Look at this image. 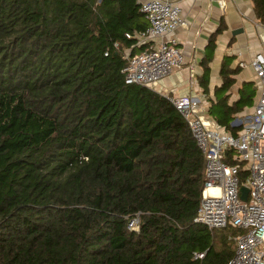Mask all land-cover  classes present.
I'll list each match as a JSON object with an SVG mask.
<instances>
[{"label":"trees","instance_id":"1","mask_svg":"<svg viewBox=\"0 0 264 264\" xmlns=\"http://www.w3.org/2000/svg\"><path fill=\"white\" fill-rule=\"evenodd\" d=\"M264 22V0H252ZM138 0H0V264H226L237 228L195 221L206 159L170 95L127 83ZM217 30L199 83L210 95ZM130 35V37L128 36ZM223 59L208 114L253 105ZM139 216V229H130Z\"/></svg>","mask_w":264,"mask_h":264},{"label":"built area","instance_id":"2","mask_svg":"<svg viewBox=\"0 0 264 264\" xmlns=\"http://www.w3.org/2000/svg\"><path fill=\"white\" fill-rule=\"evenodd\" d=\"M224 6V2L220 3ZM141 11L149 21L138 33V45L145 47L127 56L123 68L127 83L154 88L185 63L176 31L187 24L178 2L147 0ZM130 37V35H128ZM255 74L257 99L250 111L231 122L236 131L221 128L206 115L207 106L192 95L171 96L183 114L206 159L205 185L195 221L210 229L237 228L235 253L226 264H264V53L249 62ZM249 192L242 198L241 187ZM140 217L130 220V229H139ZM205 252L194 259L202 264Z\"/></svg>","mask_w":264,"mask_h":264},{"label":"crops","instance_id":"3","mask_svg":"<svg viewBox=\"0 0 264 264\" xmlns=\"http://www.w3.org/2000/svg\"><path fill=\"white\" fill-rule=\"evenodd\" d=\"M138 1L142 3L147 0ZM171 1L179 3L182 14L187 21L185 26L176 31L185 56V63L181 68L174 70L168 77L159 81L154 89L170 96H196L206 104L207 110L205 113L213 119L208 114L211 104L209 99L214 97L216 87L221 85V68L224 57H232L231 67H240L235 76L236 92L234 89L229 91V102L231 104L239 99V90L245 83H254V81L246 80L240 76L244 68L241 66V62H249L257 52L264 53V22L258 18L252 0ZM221 2H224V6L220 5ZM221 27L223 29L216 35L213 60L210 62L209 95L205 94L200 86L199 76L203 73L202 60L209 53L208 46L211 37ZM240 29H243V31H240ZM254 87L256 88V94L253 105L246 107L239 114L253 108L257 99V86L254 85Z\"/></svg>","mask_w":264,"mask_h":264},{"label":"rangeland","instance_id":"4","mask_svg":"<svg viewBox=\"0 0 264 264\" xmlns=\"http://www.w3.org/2000/svg\"><path fill=\"white\" fill-rule=\"evenodd\" d=\"M240 76L242 78L246 79V80H252V81H254V83H250L249 84V88L250 89L254 88V85L256 86L257 81H256V78H255L254 73H253L252 69L250 68V66L244 67L242 69L241 73H240ZM233 89L236 92V87L235 86L232 88V90ZM216 231H219V230L217 229ZM233 245H234V248H235L236 247V241L234 242Z\"/></svg>","mask_w":264,"mask_h":264},{"label":"water","instance_id":"5","mask_svg":"<svg viewBox=\"0 0 264 264\" xmlns=\"http://www.w3.org/2000/svg\"><path fill=\"white\" fill-rule=\"evenodd\" d=\"M240 31H243V29H240ZM241 191H242V198L244 200H246L247 199L248 192H249L248 188L245 187V186H242L241 187Z\"/></svg>","mask_w":264,"mask_h":264}]
</instances>
